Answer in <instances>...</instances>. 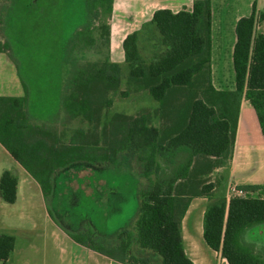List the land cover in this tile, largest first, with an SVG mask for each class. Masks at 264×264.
Masks as SVG:
<instances>
[{
  "label": "trees",
  "instance_id": "obj_1",
  "mask_svg": "<svg viewBox=\"0 0 264 264\" xmlns=\"http://www.w3.org/2000/svg\"><path fill=\"white\" fill-rule=\"evenodd\" d=\"M104 1L107 20L100 24V36L108 53L87 62L71 60L64 81V114L68 122L79 120L69 140L64 141L65 129L29 121L28 98L22 96L0 97V142L38 181L46 199L58 169L76 162L118 164L123 153L135 158L146 182L139 190L140 210L133 228L118 243L97 236L89 225L78 233L69 231L77 242L114 260L149 264L147 258L132 253L136 242L160 255L161 264H195L184 247L182 220L192 198L206 196L207 243L229 264H264V247L245 238L250 228L264 224V197L228 199L209 179L233 154L244 98L256 109L264 133V33L257 30L264 11L258 12L254 4L252 13L237 22L234 90H219L212 82L211 0H195L191 11L160 8L154 12L146 25L155 26L162 36L165 49L158 58L148 60L142 54L141 29L125 37L127 83L147 90L158 102L156 113L163 120L159 125L144 115L110 113L113 94L124 77L123 65L110 57L114 0H87L86 24L69 41L85 36L88 43L95 42L91 19L101 18ZM65 59L70 63L67 54ZM122 94L127 96L129 91ZM240 188L264 192L262 184ZM0 190L5 201H16L18 178L9 169L2 173ZM15 243L13 234L0 233V261L10 257Z\"/></svg>",
  "mask_w": 264,
  "mask_h": 264
},
{
  "label": "rangeland",
  "instance_id": "obj_2",
  "mask_svg": "<svg viewBox=\"0 0 264 264\" xmlns=\"http://www.w3.org/2000/svg\"><path fill=\"white\" fill-rule=\"evenodd\" d=\"M104 2V6L101 5V18L91 19L94 23L92 36L95 38L91 44L85 36L69 41L86 24L87 0H0V48L11 52L27 83L31 98L26 105L27 117L29 121L54 124L60 130L65 129L66 142L79 120L68 122L62 104L64 90L58 91L56 86L63 71L68 75L71 60L78 63L106 57L108 48L100 36V24L107 20L104 14L107 1ZM140 46L148 60L160 57L165 49L162 36L153 25L141 29ZM66 54L71 64L66 61ZM122 65L124 77L120 90L113 94L114 104L110 113L144 115L161 125L163 120L156 113L158 102L147 90L128 85V66L126 63ZM126 90L129 95L124 96L122 91ZM160 161L164 166L168 165V160ZM216 177L213 174L209 179L218 181ZM145 182L131 154L123 153L118 164L78 162L57 171V185H54L47 199V206L54 221L70 231L78 233L89 225L97 236L118 243L125 231L134 226L140 210L139 190ZM33 193L37 195L40 192L35 189ZM249 196L264 197V192ZM231 197L229 194L227 198ZM32 203L35 208L30 218L31 224L21 225L18 229V252L11 255L9 264L69 262V255L64 252L67 244L51 236L55 224L36 201ZM44 235H47L46 241L43 240ZM31 238L38 249L27 247ZM139 247L136 242L133 244V248L139 250ZM140 249L145 251L144 254H155L151 249ZM80 258L85 259L82 255ZM77 260L78 257L75 262Z\"/></svg>",
  "mask_w": 264,
  "mask_h": 264
},
{
  "label": "crops",
  "instance_id": "obj_3",
  "mask_svg": "<svg viewBox=\"0 0 264 264\" xmlns=\"http://www.w3.org/2000/svg\"><path fill=\"white\" fill-rule=\"evenodd\" d=\"M194 1L114 0L111 17V60L121 64L125 63V52L123 49L125 37L129 33L146 26L151 21L156 10L169 8L173 12L181 10L191 11ZM211 1L212 82L215 88L219 90H234L236 88V72L234 68V49L237 41L236 25L241 17L252 13L254 4L257 5L258 12L264 11V0ZM257 30L264 33V20L258 22ZM69 70L70 68L68 69V73ZM65 78L66 73L63 71L61 80L56 86L58 91L63 89ZM22 96L27 97L28 102H31L27 83L21 76L17 61L9 50H0V97ZM31 122L43 125L42 122ZM66 168L58 169L57 171ZM7 169L11 170L18 178V193L14 203L5 201L0 190V233H9L16 237L15 249L11 255L18 252V229L21 228V225L31 224L30 218H32L33 209L35 208L32 202L36 201L37 205L46 211V216L49 220L55 224L51 229V236L57 239V241L67 244V249L64 248V252L69 255V262L65 261L64 264H130L129 262L114 260L94 250L92 247L74 240L69 234V229L54 221L47 206V199L42 193L38 181L0 142V179L2 173ZM57 171L54 175L53 185H57L55 183ZM213 174L218 179V181H214L217 183V192L226 197H229L232 185H264V133L256 109L246 98L241 103L233 154L216 167L210 176ZM35 189L40 193L34 194ZM207 204L208 198L206 196L192 198L183 217L182 233L186 253L195 264H229L221 252L213 249L204 237V215ZM45 234L48 235V232ZM47 235L43 236L44 241H46ZM245 238L247 241L255 243L258 248H263L264 224L250 228L246 232ZM27 247L38 249L37 245L34 246L33 238H31ZM137 248H133L132 246V253L134 255L147 258L149 264H161V257H158L156 254H144L145 251H142L140 247L139 250ZM135 251L137 254H135ZM11 255L6 260V263L5 261H0V264H9ZM80 255L85 257V259H81ZM76 257H78V262H75Z\"/></svg>",
  "mask_w": 264,
  "mask_h": 264
},
{
  "label": "built area",
  "instance_id": "obj_4",
  "mask_svg": "<svg viewBox=\"0 0 264 264\" xmlns=\"http://www.w3.org/2000/svg\"><path fill=\"white\" fill-rule=\"evenodd\" d=\"M250 194H252V192L241 189L239 185H232L230 188V196L232 197L235 196L246 197L249 196Z\"/></svg>",
  "mask_w": 264,
  "mask_h": 264
}]
</instances>
